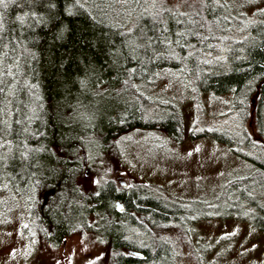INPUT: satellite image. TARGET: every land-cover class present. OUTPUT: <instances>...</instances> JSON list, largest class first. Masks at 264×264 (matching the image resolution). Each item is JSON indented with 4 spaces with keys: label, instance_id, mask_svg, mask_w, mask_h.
Here are the masks:
<instances>
[{
    "label": "trees",
    "instance_id": "1",
    "mask_svg": "<svg viewBox=\"0 0 264 264\" xmlns=\"http://www.w3.org/2000/svg\"><path fill=\"white\" fill-rule=\"evenodd\" d=\"M212 3L218 6L212 8ZM194 4L179 10L164 0L0 3V142L8 153L0 171L13 191L23 194L28 189L33 194L38 233L52 228L57 240L68 234L61 218H43L39 213L54 199L59 181L77 183L80 150L84 154L90 145L98 147L132 127L157 125L179 135L181 115L174 105L141 91L152 86L158 70L181 69L194 86L230 94L239 117L247 114L244 102L249 99L253 106L256 102V114L252 108L250 115L264 141V22L230 11L223 0H194ZM116 5L121 13L114 11ZM242 33L253 37L251 44L239 40ZM225 57L233 60L228 66L222 62ZM218 59L221 62L214 66ZM160 107L166 109L165 118L144 120V111ZM214 136L230 146L239 145L233 136ZM254 163L255 173L227 186L250 201L252 212L245 219L264 230V161ZM253 179L259 186L251 187ZM39 198L41 207L45 204L42 208L35 205ZM92 200L112 216L107 233L114 236L108 240L115 251L111 264H174L170 239L162 236L150 239L147 246L135 244L127 230L126 219L133 221L129 211L155 230L173 226L188 232L194 212L200 213L187 202L158 196L143 186L119 192L111 181ZM116 200L122 211L116 204L113 208Z\"/></svg>",
    "mask_w": 264,
    "mask_h": 264
},
{
    "label": "rangeland",
    "instance_id": "2",
    "mask_svg": "<svg viewBox=\"0 0 264 264\" xmlns=\"http://www.w3.org/2000/svg\"><path fill=\"white\" fill-rule=\"evenodd\" d=\"M164 1L179 10L194 4V0ZM223 2L230 11L249 21L264 22V0ZM217 6L211 4L212 8ZM113 9L121 13L118 5ZM240 36L238 39L247 44L254 40L249 34ZM232 61L222 59L225 66ZM214 62L215 66L221 60ZM141 91L144 96L174 105L181 115L179 135L173 136L157 125L132 127L98 147L90 145L84 154L80 150L82 167L77 183L71 179L59 181L54 199L39 213L43 218H61L68 228L63 239L59 236L57 240L52 228L37 232L31 206L33 194L28 189L23 194L13 191L0 171V264H111L115 251L108 240L114 236L107 233L113 226L112 216L109 209L92 200L108 181L119 192L143 186L158 196L187 202L192 211L207 213L201 218L200 213L194 212L188 232L173 226L155 230L144 218L129 211L136 224L127 218V230L135 237V244L147 246L150 239L162 236L170 239L175 249L174 264H264V230L245 219L252 212L250 201L227 186L255 173L258 167L254 161H264V141L258 137L255 119L250 115L252 108L256 114V102L254 106L249 99L244 102L242 109L247 114L239 117L230 94L200 89L186 72L177 68L156 71L152 86ZM165 111L163 107L154 112L146 110L143 118H165ZM84 114L81 110L80 116ZM214 135L233 136L239 145L230 146ZM2 146L1 141L0 163L8 154ZM252 182L251 187H257V181ZM262 190L264 194V180ZM116 203L120 202L112 203L114 209ZM205 204H209V209ZM35 205L42 208L45 204L41 207L39 198Z\"/></svg>",
    "mask_w": 264,
    "mask_h": 264
},
{
    "label": "water",
    "instance_id": "3",
    "mask_svg": "<svg viewBox=\"0 0 264 264\" xmlns=\"http://www.w3.org/2000/svg\"><path fill=\"white\" fill-rule=\"evenodd\" d=\"M116 208H117V209L121 208V204L116 203ZM63 241H64V240H63ZM132 253L138 255V253H136V252H132Z\"/></svg>",
    "mask_w": 264,
    "mask_h": 264
},
{
    "label": "flooded vegetation",
    "instance_id": "4",
    "mask_svg": "<svg viewBox=\"0 0 264 264\" xmlns=\"http://www.w3.org/2000/svg\"><path fill=\"white\" fill-rule=\"evenodd\" d=\"M120 204V203H119ZM118 211H122L123 210V205L121 203V208L117 209Z\"/></svg>",
    "mask_w": 264,
    "mask_h": 264
},
{
    "label": "snow or ice",
    "instance_id": "5",
    "mask_svg": "<svg viewBox=\"0 0 264 264\" xmlns=\"http://www.w3.org/2000/svg\"><path fill=\"white\" fill-rule=\"evenodd\" d=\"M0 3H3V0H0Z\"/></svg>",
    "mask_w": 264,
    "mask_h": 264
}]
</instances>
